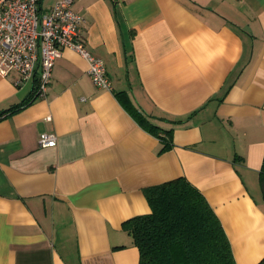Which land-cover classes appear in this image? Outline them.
Listing matches in <instances>:
<instances>
[{
	"label": "crops",
	"instance_id": "0c3cea01",
	"mask_svg": "<svg viewBox=\"0 0 264 264\" xmlns=\"http://www.w3.org/2000/svg\"><path fill=\"white\" fill-rule=\"evenodd\" d=\"M44 8L56 0H40ZM97 88L70 47L43 95L0 75V264H137L122 222L183 176L237 264L264 257V0H73ZM47 117H50L49 119ZM51 132L53 146L38 136ZM170 136L165 149L158 133Z\"/></svg>",
	"mask_w": 264,
	"mask_h": 264
},
{
	"label": "trees",
	"instance_id": "16d2710c",
	"mask_svg": "<svg viewBox=\"0 0 264 264\" xmlns=\"http://www.w3.org/2000/svg\"><path fill=\"white\" fill-rule=\"evenodd\" d=\"M34 96L32 91L30 98ZM157 136L162 148L170 146L169 135L159 132ZM258 182L264 195V160ZM144 194L150 211L121 225L138 249L137 264H237L218 216L189 180L175 177L147 186ZM255 264H264V257Z\"/></svg>",
	"mask_w": 264,
	"mask_h": 264
},
{
	"label": "built area",
	"instance_id": "2783aa9c",
	"mask_svg": "<svg viewBox=\"0 0 264 264\" xmlns=\"http://www.w3.org/2000/svg\"><path fill=\"white\" fill-rule=\"evenodd\" d=\"M83 21L84 17L74 12L73 0H56L48 8L40 0H0V75L17 72V84L34 77L35 92L43 95L53 63L61 49L70 47L86 59L93 84L110 90L105 63L78 37ZM55 139L54 133L41 132L37 141L46 147L55 145Z\"/></svg>",
	"mask_w": 264,
	"mask_h": 264
}]
</instances>
